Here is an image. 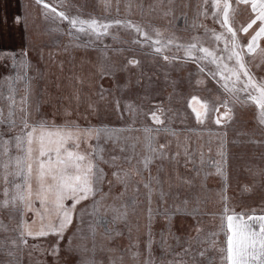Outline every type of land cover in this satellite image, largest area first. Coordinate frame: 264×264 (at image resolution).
I'll use <instances>...</instances> for the list:
<instances>
[{"label": "snow or ice", "instance_id": "1", "mask_svg": "<svg viewBox=\"0 0 264 264\" xmlns=\"http://www.w3.org/2000/svg\"><path fill=\"white\" fill-rule=\"evenodd\" d=\"M41 8L44 20L51 21L53 31L66 34L74 43L87 36L84 47L95 46L99 41L103 44L106 36L117 40L114 26L128 30L132 35L130 41L141 48L148 47L149 56L162 55L166 62L183 60L191 62L196 67L195 84L206 85L204 74L219 86L217 89L205 88L206 96L190 94L187 100L188 107L195 113L199 123L214 120L216 125H235L237 109L254 104L257 109L259 135L262 139H250V142L264 146V76H257L254 69L264 72V0H200L196 5L193 16V29H203L202 34L194 35L189 41L180 43L175 34L163 35L159 27L154 26L151 20L143 23L135 22L128 18H103L99 19L81 14V8L76 4H69L67 0H36ZM106 10L115 7L117 16L120 6L114 5L112 0H103ZM25 7H27L25 5ZM138 8L141 15H145L143 4H134L127 0L125 11L131 15L132 8ZM71 9H75L73 12ZM149 12L153 11L152 5L148 6ZM165 16L168 12L164 13ZM211 18L213 25L209 27L203 20ZM27 15L15 17L17 24L27 26ZM169 23H171L169 21ZM128 43L127 41H121ZM170 46H175L177 51L183 49L182 56L163 55ZM108 46H103L105 56ZM124 52L127 49H117ZM5 59H10L11 72H6L0 84V96L8 102L7 115L0 107V125H7L8 131L17 129L16 112L22 113L19 124L21 127L15 135H6L0 130V207L10 209L12 217L18 219L14 228L0 222V231L15 233L14 236L0 237V252L6 259L0 264H21L20 254L23 248L29 247V238H52L48 249L53 256V264H60L61 252L81 254L80 264H104L97 260V250L115 253V248L107 247L105 243L96 242L97 235H102L104 240L121 235L118 228L113 227L120 221L129 220L130 213L137 211L136 196H129L124 200L129 189L133 192L140 191V183L133 186V176L149 172L147 180L143 181L146 190L147 218H148V258L144 264H154L152 260V231L151 222L155 214L165 215L171 233V220L177 214L190 215L196 218V235H188L185 241L188 248L185 254L190 257V264H264V201L259 208L242 209L236 211L229 203L226 195H222L224 207L219 213L220 223L215 231L204 233L199 227V217L204 215L201 201L197 195L190 206L188 199L177 203L174 198L170 206L167 197L172 195L165 191L164 181L159 175L152 176L150 166L159 159L169 158L167 145L158 142L161 132L175 135V130L166 126L161 118L164 114L162 106L143 111L145 118L150 117L154 124L143 123L139 129L133 127L141 109L138 107L133 112L132 106L126 104L129 119L132 125L123 128L108 125L80 124L77 120H64L56 123L41 112L39 105L44 103L43 93L36 100L35 111L40 118L32 120V95L33 77L28 74L32 62L28 58V49L6 53ZM129 64L139 66L140 61L133 56ZM101 75H110L108 68H101ZM190 77L192 74H189ZM22 82L24 94L17 100L18 84ZM201 92L202 89H194ZM103 87L101 92L103 96ZM6 92V96L4 93ZM118 115L123 118L124 112L120 111L119 100L115 101ZM89 109H94V102H89ZM53 114H59L53 108ZM65 116L70 115L67 108ZM87 120V117H85ZM128 131L142 132L139 135H124ZM250 137L252 134H248ZM95 140V143L92 141ZM111 142L112 147L106 148L101 141ZM218 160H213L216 172L227 181L226 165L228 153L226 151L227 132L218 135ZM119 149V153L116 149ZM15 150V151H13ZM181 153L172 154L175 160ZM184 164L193 163V171L200 175L196 165V155L184 146ZM178 162V161H177ZM122 163L132 164V169L121 167ZM200 163L204 164L203 153H200ZM162 170V166H161ZM207 175V173H205ZM254 176L261 178L264 186V169L253 172ZM193 179L187 183L192 184ZM107 185V191H105ZM120 185L122 191L113 195L114 188ZM155 185V187H154ZM222 191H226V188ZM158 193L159 205L153 207V193ZM111 199V203L108 201ZM111 213V215H108ZM87 218V219H86ZM103 226L104 232L99 233ZM131 233V227L128 229ZM173 238L180 241L179 236ZM223 235L224 239L220 240ZM91 239L92 247L87 241ZM79 240L81 243H74ZM63 242V243H62ZM161 245L167 247L163 231L161 232ZM197 245L198 247H193ZM36 248L38 245H31ZM136 248V242L133 244ZM209 248L219 253V257L209 256ZM91 253L85 256L84 253ZM133 260L137 261L141 253L129 249ZM31 255V253H29ZM108 264H125L124 255H110ZM163 264V261H161ZM182 264H189L183 261Z\"/></svg>", "mask_w": 264, "mask_h": 264}, {"label": "rangeland", "instance_id": "2", "mask_svg": "<svg viewBox=\"0 0 264 264\" xmlns=\"http://www.w3.org/2000/svg\"><path fill=\"white\" fill-rule=\"evenodd\" d=\"M55 3V0H48ZM120 14L117 16L115 7L110 11L106 10L103 0H67L69 4L79 5L81 14L85 17L89 15L99 19L107 18H128L135 22L143 23L151 20V23L159 27L163 35L175 34L180 43L189 41L194 35L202 34L203 29H193V16L196 5L200 0H132L134 4L145 6V15H141L138 8L133 7L131 15L125 11L127 0H118ZM115 5L117 0H112ZM25 5L27 7H25ZM152 5L154 10L149 12L148 6ZM75 12V9H71ZM168 12L165 16L164 13ZM27 15V26L17 24L15 17ZM169 21L171 23H169ZM209 27L213 25L211 18L203 20ZM54 27L51 21H46L41 15V8L36 0H0V84L6 72H11L9 67L10 59H5L6 53L16 52L19 54L22 49H28V58L32 62V67L28 74L33 77L32 95V120L40 118L35 111L36 100L43 93L44 103L39 105L41 112L46 114L50 120L62 123L64 120H77L80 124L91 123L94 125L104 124L110 127L123 128L132 125L126 104L132 106L133 112L137 108L141 109L137 116V122L133 127L139 129L141 124H154L150 117L145 118L143 111L149 108L155 109L157 105L163 107L164 114L161 117L166 126L175 130V135L169 132H161L157 139L161 144L167 145L169 158L155 160L150 166L151 175L157 176L164 181L165 191H170L168 196V207L173 199L179 203L182 199H188L190 206L194 203V197L199 196L201 201H206L202 205L204 215L199 217V227L204 233L215 231L220 223L219 213L224 207L222 195H226L229 203L235 207L236 211L249 208H259L264 201V186H262L258 176L253 172L264 169V146L250 142V139L259 140L260 127L257 120V109L254 104L237 109V123L229 125H216L214 120L199 123L195 119V113L187 105L192 95L206 96L205 88L217 89L219 86L211 78L204 74L207 80L206 85L195 84L196 65L183 60L166 62L162 55H146L150 51L148 47L141 48L132 44V35L128 30L116 28L110 29L117 36L113 40L112 36H106L103 44L99 41L95 46H79L88 40L87 36H82L80 40L70 43L71 38L66 34L51 30ZM127 41L128 43H122ZM264 43V42H262ZM107 45L108 50L105 56L103 46ZM117 49H127L120 52ZM163 55L182 56L183 49L177 51L175 46H170ZM135 56L140 61V65L129 64L128 61ZM108 68L110 75H101V68ZM257 76H264V72L254 69ZM192 74L190 77L189 74ZM103 87V96L101 92ZM202 89L196 92L194 89ZM2 90V89H0ZM24 94L23 83L18 84L17 100ZM6 96V92L4 93ZM187 98V100L185 99ZM120 102V111L124 112L121 118L115 108V101ZM94 102L95 108L89 109V102ZM0 107L7 115L8 102L0 96ZM56 108L57 115L53 114ZM67 108L70 115L63 114ZM22 113L17 110L16 120L17 129L8 131L7 125H0L6 135H15L21 125L19 124ZM87 117V120H85ZM227 132L226 151L228 162L226 167L227 181L221 177L212 164L218 160V135ZM139 135L142 132L126 131L124 135ZM248 134H252L251 137ZM95 143V140L92 141ZM106 148H111V142L101 141ZM188 146L190 152L196 155V165L199 167L200 175L196 176L193 171V163L189 161L187 166L184 164V146ZM15 151V150H13ZM179 151L181 155L172 159V154ZM119 153V149H116ZM203 153L204 164L200 163V153ZM178 161V162H177ZM162 166V170H161ZM121 167L132 169L133 165L122 163ZM207 173V175H205ZM149 172L145 171L142 175L133 176V186L140 183V191L133 192L131 188L125 194L124 200L129 196L135 195L137 211L130 213L127 223L124 221L112 225L119 229L121 235L114 236L110 240H104L102 235H97L96 242L105 243L107 247L115 248V253L97 250L95 258L108 264L110 255H124L125 264H137L133 260L129 249L138 250L141 255L138 257V264H144L148 258L147 241L148 237V218H147V198L146 190L143 188V181L147 180ZM193 183L187 181L193 179ZM155 187V185H154ZM226 188V191H222ZM105 185V191H107ZM122 191V186L117 185L113 190V195ZM111 203V199L108 201ZM158 193H153V207L159 205ZM111 215V213H108ZM10 209L0 207V222L6 223L9 228H14L18 219L11 218ZM87 219V218H86ZM196 218L190 215L177 214L171 220V233L168 228L169 220L165 215L155 214L151 222L152 231V260L154 264H182L189 261L190 257L185 254L188 243L185 237L195 236L197 227ZM131 227V233L128 229ZM163 231L167 247L161 245V232ZM104 228H99V233H103ZM179 236L177 242L173 235ZM4 235L14 236L15 233H4L0 231V237ZM223 235L220 240H223ZM52 238H29V247H25L20 254L21 264H53V256L48 249ZM136 242V248L133 244ZM63 243V242H62ZM74 243H81L76 240ZM31 245H38L33 248ZM89 248L92 247L91 239L87 241ZM193 247H198L193 245ZM31 253V255L29 254ZM88 256L91 253H84ZM209 256L219 257V253L209 248ZM6 259L0 252V260ZM81 254L73 252L67 254L61 252L60 264H80Z\"/></svg>", "mask_w": 264, "mask_h": 264}, {"label": "trees", "instance_id": "3", "mask_svg": "<svg viewBox=\"0 0 264 264\" xmlns=\"http://www.w3.org/2000/svg\"><path fill=\"white\" fill-rule=\"evenodd\" d=\"M3 224H6V223H3ZM7 225V224H6Z\"/></svg>", "mask_w": 264, "mask_h": 264}]
</instances>
